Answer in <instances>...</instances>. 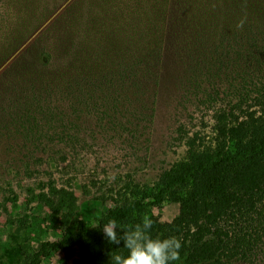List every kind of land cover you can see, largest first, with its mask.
I'll return each instance as SVG.
<instances>
[{
  "label": "trees",
  "instance_id": "trees-1",
  "mask_svg": "<svg viewBox=\"0 0 264 264\" xmlns=\"http://www.w3.org/2000/svg\"><path fill=\"white\" fill-rule=\"evenodd\" d=\"M3 1L0 154L18 151L17 139L33 146L26 153L46 136L73 143L92 119L131 131L156 106L169 63L175 87L195 100L229 97L213 110V137L186 140L188 164L152 184L128 182L96 215H81L75 193L49 181L36 196L62 234L22 248L20 264L70 247L76 264H113L127 249L103 224L115 219L119 238L120 225L165 202L179 211L151 234L181 240L170 264H264V0H73L58 14L57 0Z\"/></svg>",
  "mask_w": 264,
  "mask_h": 264
},
{
  "label": "rangeland",
  "instance_id": "rangeland-1",
  "mask_svg": "<svg viewBox=\"0 0 264 264\" xmlns=\"http://www.w3.org/2000/svg\"><path fill=\"white\" fill-rule=\"evenodd\" d=\"M57 1L55 14L73 0ZM5 6L2 0L0 19ZM176 70L167 64L169 78L160 88L156 106L131 131L103 129L92 119L73 143L46 136L44 145L26 153L24 146L30 150L33 146L17 139L18 151L0 154V264H20L22 248H37L40 242L62 234L56 217L36 196L47 190L49 181L73 191L78 212L93 216L110 206V196L128 182L152 184L173 164H188V137L197 135L203 141L213 137V110L229 97L195 100L194 90L175 87L180 85ZM178 211L179 205L172 202L153 208V224L170 226ZM76 259L70 247L55 251L42 264H76Z\"/></svg>",
  "mask_w": 264,
  "mask_h": 264
},
{
  "label": "clouds",
  "instance_id": "clouds-1",
  "mask_svg": "<svg viewBox=\"0 0 264 264\" xmlns=\"http://www.w3.org/2000/svg\"><path fill=\"white\" fill-rule=\"evenodd\" d=\"M246 17H242L237 27L242 28ZM153 220L144 216L140 223L134 225H120L122 236L117 235V221L108 220L103 224V233L110 243L119 244L127 249V255L115 253L111 256L113 264H170L180 259L181 240L176 236L154 237L151 234ZM92 227H100L94 224Z\"/></svg>",
  "mask_w": 264,
  "mask_h": 264
}]
</instances>
